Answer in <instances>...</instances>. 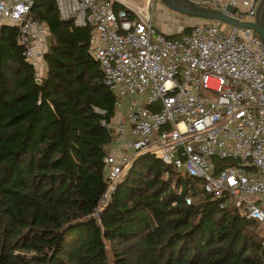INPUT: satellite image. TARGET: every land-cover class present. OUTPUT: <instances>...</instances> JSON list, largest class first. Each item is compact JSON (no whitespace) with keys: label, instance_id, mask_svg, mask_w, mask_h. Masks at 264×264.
<instances>
[{"label":"trees","instance_id":"obj_1","mask_svg":"<svg viewBox=\"0 0 264 264\" xmlns=\"http://www.w3.org/2000/svg\"><path fill=\"white\" fill-rule=\"evenodd\" d=\"M31 16L47 32L40 76L18 26L0 34V264H264L243 210L151 153L97 211L114 147L103 121L116 109L90 54L94 29L63 19L57 0H35Z\"/></svg>","mask_w":264,"mask_h":264},{"label":"built area","instance_id":"obj_2","mask_svg":"<svg viewBox=\"0 0 264 264\" xmlns=\"http://www.w3.org/2000/svg\"><path fill=\"white\" fill-rule=\"evenodd\" d=\"M186 1L253 21L261 0ZM34 2L0 0V34L18 26L17 41L40 76L47 32L31 16ZM154 2L57 0L63 19L94 29L90 54L115 95V118L103 121L114 149L97 211L134 158L151 153L201 179L206 194L224 200L221 208L234 204L264 236V46L252 30L209 20L167 35L153 24Z\"/></svg>","mask_w":264,"mask_h":264},{"label":"water","instance_id":"obj_3","mask_svg":"<svg viewBox=\"0 0 264 264\" xmlns=\"http://www.w3.org/2000/svg\"><path fill=\"white\" fill-rule=\"evenodd\" d=\"M157 1L161 3L165 8L179 15H186L202 20L215 21L222 24L239 27L241 29L252 30L259 37L264 46V0H261L259 2L257 15L255 16L253 21H239L238 19H235L222 11L210 7L200 6L186 0ZM227 10L230 13H235L236 11V9L231 6H229ZM27 62L31 64L30 60H27ZM40 82L41 80L37 79V83L39 84ZM106 119L108 121L111 120L109 116H107Z\"/></svg>","mask_w":264,"mask_h":264},{"label":"crops","instance_id":"obj_4","mask_svg":"<svg viewBox=\"0 0 264 264\" xmlns=\"http://www.w3.org/2000/svg\"><path fill=\"white\" fill-rule=\"evenodd\" d=\"M143 1H145V0H143ZM156 1L157 0H155V2ZM225 2H228V0H225ZM162 7L165 10H167V12L172 13V15L175 14L173 16L172 15L168 16V17L171 18L170 20L173 21L172 25L169 26L168 23L166 21H163V20H161V21H159L157 23H153V24L155 25V27L159 31H161V32H163V33H165L167 35L178 36V35L184 33L185 29L192 28L193 26L203 22L202 19L195 18V17H189V16H186V15H179V14H176L174 12H170L169 9L165 8L163 5H162Z\"/></svg>","mask_w":264,"mask_h":264},{"label":"rangeland","instance_id":"obj_5","mask_svg":"<svg viewBox=\"0 0 264 264\" xmlns=\"http://www.w3.org/2000/svg\"><path fill=\"white\" fill-rule=\"evenodd\" d=\"M131 1L137 2L138 0H131ZM170 12H172V11H170ZM169 15L171 16L172 13L167 12V10H165L160 3H158L157 1L154 3L153 10H152V21H153V23H157V22L163 20V21H166L169 26H171L173 21L170 20L171 18L168 17ZM173 15H175V14H173ZM130 99H131V97L128 96L126 99V103H128L130 101ZM113 149H114V147L112 148V151H113ZM107 174H108V168H107L106 176H107ZM251 198L254 201L257 200L256 199L257 197H255V196H253Z\"/></svg>","mask_w":264,"mask_h":264},{"label":"bare ground","instance_id":"obj_6","mask_svg":"<svg viewBox=\"0 0 264 264\" xmlns=\"http://www.w3.org/2000/svg\"><path fill=\"white\" fill-rule=\"evenodd\" d=\"M128 168H129V167H128ZM128 168H127V169H128ZM127 169H126V170H127ZM125 172H126V171H125Z\"/></svg>","mask_w":264,"mask_h":264}]
</instances>
